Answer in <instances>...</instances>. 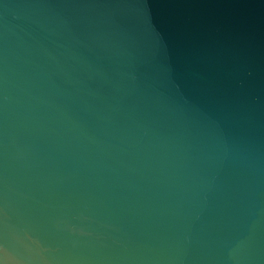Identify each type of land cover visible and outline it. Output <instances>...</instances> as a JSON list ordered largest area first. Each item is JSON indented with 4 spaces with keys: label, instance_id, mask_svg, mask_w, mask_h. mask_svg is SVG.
<instances>
[{
    "label": "water",
    "instance_id": "obj_1",
    "mask_svg": "<svg viewBox=\"0 0 264 264\" xmlns=\"http://www.w3.org/2000/svg\"><path fill=\"white\" fill-rule=\"evenodd\" d=\"M0 264H264V0H0Z\"/></svg>",
    "mask_w": 264,
    "mask_h": 264
}]
</instances>
